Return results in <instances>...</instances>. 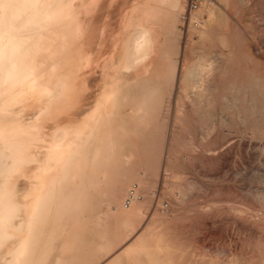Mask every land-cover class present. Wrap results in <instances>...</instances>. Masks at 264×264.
Here are the masks:
<instances>
[{
  "label": "bare ground",
  "instance_id": "6f19581e",
  "mask_svg": "<svg viewBox=\"0 0 264 264\" xmlns=\"http://www.w3.org/2000/svg\"><path fill=\"white\" fill-rule=\"evenodd\" d=\"M128 1L0 0V264H264V0Z\"/></svg>",
  "mask_w": 264,
  "mask_h": 264
},
{
  "label": "rangeland",
  "instance_id": "374dc122",
  "mask_svg": "<svg viewBox=\"0 0 264 264\" xmlns=\"http://www.w3.org/2000/svg\"><path fill=\"white\" fill-rule=\"evenodd\" d=\"M217 1H218V2H217ZM217 1L215 0V2L218 4V5L216 4L217 6H219V5H223V3H225L223 0H222L223 3L221 2V0H217ZM122 3H123V2H122ZM125 3H129V1L126 0ZM219 7H220V6H219ZM122 8L124 9V10H123V9H122V10L125 12V9H127V5H124ZM123 11H122V14H120V12H117V11H116L117 13L115 12L114 14L110 15V17H108V20H107V22H106V26H109V27H108L109 29L114 30L115 27L119 24V23H118V20H119V21L121 20V15H123ZM249 12H250L249 10L245 11V12H244L245 16H246V14H247L248 16H251V15H249V14H252V13H251V12L249 13ZM118 14H119L120 17L118 16ZM245 16H244V17H245ZM248 16H246V17H248ZM246 17H245V19H246ZM116 19H118V20H116ZM114 21H115V22H114ZM113 22L116 23V24L114 25ZM182 22H183V23H182ZM108 24H109V25H108ZM182 24H183V25H182ZM185 24H186V26H185ZM112 25H113V27H112ZM110 26H111V28H110ZM114 26H115V27H114ZM181 26H182V27H181ZM183 26H184V27H183ZM178 27H179V28H178ZM112 28H113V29H112ZM177 28H178L179 30H181V28H182L183 34L186 33V35H188V31H186V28H187V20H186L185 22H184V21L179 22ZM113 34H114V33H113ZM192 34L194 35L195 33H192ZM192 34H191V35H192ZM193 35H192V42H191V46H190L191 49L196 48V46L199 44V43H196V42H197V34H195L194 36H193ZM106 90L109 91V88L106 87ZM107 94H109V92H107ZM232 121H233V120H232ZM222 122H223V121H222ZM237 122L239 123V122H241V121H235V120H234V123H233L232 125H234V126L236 125L235 128L238 127V129H239L238 131H241V125L243 124L242 126H244V122H241L242 124H240V123L238 124ZM225 123H227V122L224 121V126L222 125L223 128L221 127V129H220V130H223V132H222V131H221V133H220V131L216 132V133H217V134H216V139H217V141L223 139V136H224V137L226 136L225 138H228V137L230 136V135L227 136V134H226L227 132H225L227 128H226V129L224 128L225 125L228 127L229 124L227 125V124H225ZM222 124H223V123H222ZM237 124H238V125H237ZM235 128H234V129H235ZM222 133H223V134H222ZM214 136H215V134H214ZM220 136H221L222 138H221ZM245 138H246V137H245ZM245 138H243V140H240V139H239L240 141H243V142H238L237 139L233 138L232 140L230 139L231 141L228 140V143L225 144V145L227 146V148H228V144H229L230 148H228V149L225 148V151H226V152H224V149H223L222 151L224 152V154H223V153L220 154V155H222V156H224V157L226 158V162H222V164H224V167L226 166V163H230V164H232V165H231V167H232V166H235L236 163L240 165L242 162H244L245 160H247V158H246V159L243 158V157H247V155L245 156V154H246V153H245L246 149L249 150V144L247 145V143H248L249 140H247V138H246V139H245ZM228 139H229V138H228ZM246 140H247V141H246ZM229 141H230V142H229ZM245 141H246V142H245ZM231 142H232V143H231ZM235 142H237V143H239V144L241 143V145H242V146H241V145H239V144H238V145L236 144V145H237V146H236V150H235V147H233L234 150L236 151V153H235L236 155L232 152V151H234V150L231 148V147L235 144ZM233 143H234V144H233ZM244 143H246V146H247L246 149H243V148H242V147L245 145ZM232 144H233V145H232ZM243 144H244V145H243ZM226 146H223V147H226ZM234 146H235V145H234ZM239 146H240V150H241L240 153H239V151H238ZM237 147H238V148H237ZM244 147H245V146H244ZM241 148H242L243 150H242ZM229 149L231 150V152H232L234 155H232V153L229 152ZM244 150H245V151H244ZM248 150L246 151L247 154H248ZM222 151H221V152H222ZM228 152H229V153H228ZM237 152H238V155H239V154L241 155V154H243L242 152H244V154L242 155V158H243L244 160L241 158L240 155H239V158L237 157V156H238V155H237ZM225 153H226L227 155H230V153H231V155H232L231 159L233 158V159H232L233 161L235 160V157H234V156H236V159L238 158V159H237V162H236V160H235L236 163H232V162H233L232 160H231V162L227 161V159H228L231 155L227 158V155H226ZM239 159H240L241 162L238 161ZM229 160H230V159H229ZM224 161H225V160H224ZM245 163H248V161H247V162L245 161L244 164H245ZM233 164H234V165H233ZM228 165H229V164H227V168L229 167ZM237 166H238V165H237ZM240 166H244V165L241 164ZM231 167H230V168H231ZM235 167H236V166H235ZM244 167H246V164H245ZM232 168H234V167H232ZM241 168H243V167H241ZM233 179H234V178H233ZM230 181H231V179H230L229 181L227 180L226 182L228 183V182H230ZM226 182H224L223 184L226 185V184H227ZM233 182H235V181L232 180V181L230 182V184L232 185ZM230 184H229V185H230ZM236 184H239V183L236 182L235 185H236ZM227 185H228V184H227ZM235 185H234V186H235ZM232 186H233V185H232ZM12 200H14V197H12ZM89 215H90V212H88V215H87V216H89ZM57 242H58V241H57ZM58 243H59V242H58Z\"/></svg>",
  "mask_w": 264,
  "mask_h": 264
}]
</instances>
